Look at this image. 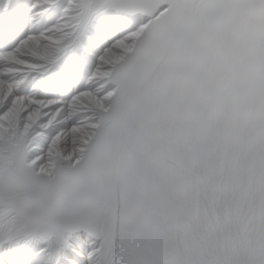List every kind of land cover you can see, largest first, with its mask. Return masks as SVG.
<instances>
[{
  "label": "snow or ice",
  "instance_id": "obj_1",
  "mask_svg": "<svg viewBox=\"0 0 264 264\" xmlns=\"http://www.w3.org/2000/svg\"><path fill=\"white\" fill-rule=\"evenodd\" d=\"M0 264H264V0H0Z\"/></svg>",
  "mask_w": 264,
  "mask_h": 264
}]
</instances>
